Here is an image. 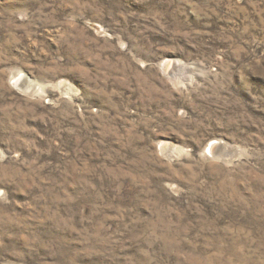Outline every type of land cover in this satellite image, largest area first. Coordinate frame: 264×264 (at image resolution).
<instances>
[{
  "label": "rangeland",
  "instance_id": "obj_1",
  "mask_svg": "<svg viewBox=\"0 0 264 264\" xmlns=\"http://www.w3.org/2000/svg\"><path fill=\"white\" fill-rule=\"evenodd\" d=\"M0 264H264V0H0Z\"/></svg>",
  "mask_w": 264,
  "mask_h": 264
},
{
  "label": "bare ground",
  "instance_id": "obj_2",
  "mask_svg": "<svg viewBox=\"0 0 264 264\" xmlns=\"http://www.w3.org/2000/svg\"><path fill=\"white\" fill-rule=\"evenodd\" d=\"M166 63V62H165ZM172 68V63L171 62H168L166 64H164V71L165 73L166 72H169V70H171ZM175 70V69H174ZM17 85L24 91H28L30 89H32V84L26 80L24 77H21L18 81H17ZM63 85V84H62ZM34 90V89H33ZM216 145H217V141H212L211 142V145L208 146V150L211 154H214L215 153V149H216ZM169 150L168 146L165 144L162 145L161 147V151L162 152H167Z\"/></svg>",
  "mask_w": 264,
  "mask_h": 264
}]
</instances>
